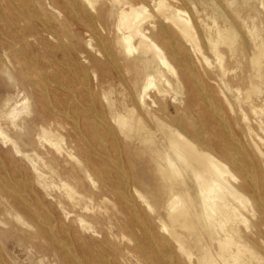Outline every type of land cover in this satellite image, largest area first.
<instances>
[{
  "label": "bare ground",
  "instance_id": "bare-ground-1",
  "mask_svg": "<svg viewBox=\"0 0 264 264\" xmlns=\"http://www.w3.org/2000/svg\"><path fill=\"white\" fill-rule=\"evenodd\" d=\"M180 1L187 0H6L0 8L1 70L23 96L22 109L19 99H7L0 112L14 132L26 136L30 127L48 146L52 156L43 165L63 189L54 197L57 218L28 202L17 213L16 223L34 229L30 244L48 235L73 259L70 245L78 244L88 264H264L251 244L264 243V39L255 31L264 25V0H207L220 21L212 19L211 29L199 18L198 26L221 68L209 61ZM70 17L100 38L99 49L92 38L68 37ZM178 36L188 43L172 57L188 82L184 95V79L165 50ZM225 55L234 67L223 65ZM130 64L136 83L126 76ZM239 65L233 77L243 87L235 90L244 95L236 107L225 77ZM79 72L82 80L72 82ZM117 78L129 85L113 98ZM230 114L242 134L233 132ZM0 136L22 154L1 126ZM141 169L164 184L163 211L149 202ZM139 205L167 235L149 228ZM99 224L116 227L128 242L89 262L84 233L96 236Z\"/></svg>",
  "mask_w": 264,
  "mask_h": 264
},
{
  "label": "rangeland",
  "instance_id": "rangeland-1",
  "mask_svg": "<svg viewBox=\"0 0 264 264\" xmlns=\"http://www.w3.org/2000/svg\"><path fill=\"white\" fill-rule=\"evenodd\" d=\"M168 1L173 3V0H168ZM239 1L241 0H238V2ZM5 3L6 0L4 2L0 0V8H4ZM257 5H259V3H257ZM179 7L184 9L186 13L192 18L193 24L196 26L195 32L197 34L201 46L203 47L206 55L208 56L209 61L213 65L218 66L219 62H217V59L215 58L216 56L214 57V55H212L213 53L210 51L209 48L210 45L207 44L208 36H206L205 33L202 34L198 26V24L201 22L198 20L199 18L200 20H204L205 23L211 27V29L214 27V21L212 19H215V21L217 22L220 21V19L217 17L215 13L214 6L208 3L207 0H187V1H180ZM213 16L216 17L212 18ZM70 19H72L71 20L72 32L66 33L68 37L73 38L74 36H79L82 39V41L92 38V44L95 45L97 49H99L101 45L100 38L98 39V36L94 34L91 37L89 35L90 33H87L86 28L82 24L77 23L76 19H74L73 17H70ZM64 25L66 24L64 23ZM258 25L259 22L257 24V27ZM260 27L263 29L264 25L260 24ZM262 29L257 28L255 31L256 33L259 34L261 39H264V30ZM245 35L246 37H250L249 33L248 34L246 33ZM107 39L109 43L114 45L116 35L112 33L110 37H108ZM180 46H188V43L187 40L178 36L177 38L173 39V42L170 47L168 46L165 47V50L167 51L170 60L175 65L181 78L184 79L186 88H184V90H181L182 94L184 95L185 94L184 92H186L188 88V84H187L188 82L184 78L185 74L181 70L182 65L172 58L174 54H178L182 56L183 53L182 49H184L185 47H181L182 48L181 49ZM224 47L225 44L220 45V48H224ZM197 56L199 57L200 55L193 54L192 56L195 61H197ZM203 64H204L203 62L202 63L200 62V64H198L199 68ZM223 65L227 67L228 66L234 67L235 66L234 59L230 58L229 55H225L223 58ZM241 65H239L238 68L237 67H235L234 69L230 68L234 70V72H228L227 76L225 77V80L227 81L228 85L234 90L230 94H232L234 98L236 107L239 106L238 105L239 101L241 97H243L244 95L242 90L240 93L241 95L238 94L237 93L238 91L236 92L235 90L237 87L240 88L243 87L242 86L243 83L239 80V75L241 74V70H240ZM130 66H131V68L129 69L130 71H128V74H126V76L128 78V81H131L132 79L134 83H136L138 80V73H136V71L134 70L133 64L132 65L130 64ZM218 67L221 68L220 64ZM1 68H2V64L0 63V108L1 109L6 108L7 99H10L9 100L10 105L14 104L19 99L20 101L18 102L19 108L22 109L23 105L21 104V102H23L22 99L23 96L22 95L18 96L19 95L18 90L15 88L12 89L13 83L9 82L8 78L3 74ZM109 68L111 71L112 69H114V66L111 65ZM98 71L100 74L102 73L101 69H98ZM86 72L87 74L91 73V71L89 70H87ZM236 73L237 74L240 73V74L238 75V77L234 78L233 76ZM102 75L103 74H101V76ZM105 76L107 78V74H105ZM169 76L171 79L175 80L173 75L170 74ZM82 77H83L82 72H79L78 77H74L73 78L74 80L72 82L76 83L78 81H81ZM109 85L106 84L104 88L105 89L109 88ZM128 85L129 82L122 83L117 78L115 83L112 85L113 86L112 97L119 98V95H121V91L124 90L125 87ZM55 86L57 87L56 84H52V87ZM260 90H261L260 94L264 95V85ZM63 92H66V89H62V93ZM126 92L128 93L129 90L128 91L126 90ZM31 93H32V101L34 100L37 101V99H39L37 94L33 90H31ZM170 96L173 98L175 96V93L172 91ZM214 97L215 100L220 98L217 97L216 93L214 94ZM236 97H239V99ZM54 98L55 97L53 96L52 92L49 93V100L52 101L53 103L55 102ZM195 105L199 109L204 108L203 103L195 104ZM27 114H29V112H24V113L22 112L21 117H24ZM32 116L33 114H31L29 118H31ZM229 117L231 120L233 132L237 134H242L243 127L241 123H238L237 117L233 114H230ZM0 126L5 131L10 132L11 135L13 134L15 136L22 150V154L17 153L14 150V148L10 144L5 143L2 137L0 136V264H72L71 261H75V260H79V261L81 260L83 261V263L88 264V262L86 261V257L81 255L84 253L81 251L80 246L78 244H76L75 246L70 245L72 251L75 249V251H77L78 254V257H76V259H73L74 256L73 257L71 255L69 256L67 250L61 248L57 243H54L52 241V237L48 235L42 236L41 238L38 237L36 238V240H34L33 244H30V240L28 236L34 234L33 232L34 229L33 228L28 229L24 226H21L22 224L20 222L19 223L21 225L18 224V221L16 223V220H18L17 213L20 212L24 213L22 206L23 204L26 205L27 202H28L27 205L33 208H41L44 206L46 208V211L52 218H57L58 212L54 204V197L62 194L63 189L61 187L58 178L54 175L53 172H51L50 166L47 167L43 165V160L44 159L50 160L52 155L51 153H48L49 150L48 146L42 144L37 139V136L33 131V129H30L29 127L26 136L14 132L9 121L4 116H2L1 112H0ZM144 167H148V166H144ZM40 175H43V177H39ZM139 176L140 179L145 181L150 187V192H146L149 198V202L153 206H155L159 211H163V208L165 207V202L167 201V197L165 196V193L161 194L159 192V188L160 187L162 188L164 184L162 182L161 183L157 182V180L153 179L152 176L149 175V173L147 174L143 173L142 169ZM139 208H141L140 209L141 214L144 217L146 216L148 217V218L146 217L147 218L146 222L151 230L159 232V234L161 235H167V233H165L167 231L165 230L161 231L162 229L161 222L157 221L155 218H153V216L149 215L148 211L145 210L144 206L139 205ZM110 211L111 210H109V212ZM25 217L28 221L31 222L29 216L25 215ZM166 220L168 222L167 218ZM138 224L140 225V223ZM95 229L98 230V234L96 236L91 235L90 232L84 233V235L87 237L86 239L87 245L90 248H92L89 250L90 252L88 253L87 256L89 262L92 261L93 255L96 256V258H94L96 262L98 261L101 262V260L99 259L101 256L105 255L106 253H112L116 249L115 246L117 245L124 246V244L128 242V239L125 240V238L121 241L122 238V236L120 235L121 231L118 230L116 227H112V226L105 227L103 224H99L95 227ZM179 230L182 231L181 229ZM110 231L113 234H111ZM122 232L128 233V230L127 231L123 230ZM184 233H187L189 235V232L187 231L186 232L184 231ZM251 244L255 248V251H257L258 254L264 260V250H262L264 249V243L262 244L259 242H252ZM102 249H104L103 252L101 251ZM61 260H65V261H61ZM220 262L221 264H224L222 263V261Z\"/></svg>",
  "mask_w": 264,
  "mask_h": 264
}]
</instances>
